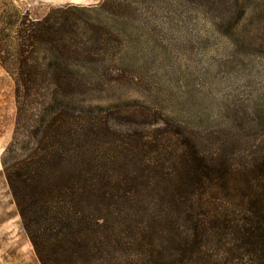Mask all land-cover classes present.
<instances>
[{"label": "trees", "instance_id": "16d2710c", "mask_svg": "<svg viewBox=\"0 0 264 264\" xmlns=\"http://www.w3.org/2000/svg\"><path fill=\"white\" fill-rule=\"evenodd\" d=\"M95 9L0 24L16 104L1 167L38 261L264 264V133L210 149L157 113L99 106L88 92L120 80L104 66L119 39Z\"/></svg>", "mask_w": 264, "mask_h": 264}, {"label": "rangeland", "instance_id": "374dc122", "mask_svg": "<svg viewBox=\"0 0 264 264\" xmlns=\"http://www.w3.org/2000/svg\"><path fill=\"white\" fill-rule=\"evenodd\" d=\"M61 7H96L92 22L119 39L104 66L120 80L88 92L99 106L157 113L210 149L244 151L264 133V0H0V24ZM15 116L0 66V264H40L2 173Z\"/></svg>", "mask_w": 264, "mask_h": 264}]
</instances>
